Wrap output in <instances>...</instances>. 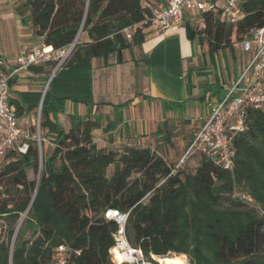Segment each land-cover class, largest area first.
Segmentation results:
<instances>
[{
    "label": "trees",
    "instance_id": "1",
    "mask_svg": "<svg viewBox=\"0 0 264 264\" xmlns=\"http://www.w3.org/2000/svg\"><path fill=\"white\" fill-rule=\"evenodd\" d=\"M159 8L147 0H26L21 10L34 36L47 46L59 49L78 37L63 67L67 69L93 59L121 65L129 56L134 58ZM242 9L245 17L237 24L228 23L221 11L190 12L184 19L193 46H208L209 64L215 66L218 54L227 57L224 51L230 50L233 62L228 70L235 74L234 81L247 64L244 55L237 56L235 43L243 52L244 37L264 27V0L246 1ZM141 63L148 65V58ZM236 64L238 71L233 69ZM203 66L195 69V77L206 76L205 81L193 79L194 70H187L188 100L209 96L211 105L219 103L229 89L214 71V81H209L211 73ZM30 70L40 72L43 67ZM68 100H44L41 141L36 135L23 138L26 153L13 147L0 162V264H51L61 244L69 248L68 264H114L110 251L117 225L104 218L108 209L130 212L128 240L146 257L184 255L190 264H264V109H247V129L234 137L235 167L226 170L204 154L196 155L197 164L187 158L180 164L193 130L180 147L181 158L168 163L172 137L178 125H190V119L165 121L152 142L133 145L129 138L120 153L112 145L99 147L95 142V130L107 134L117 128L115 121L104 124L101 114L74 113L65 129L59 117ZM12 101L17 116H23L25 108ZM186 102L166 103L164 109ZM31 171L36 178L30 179Z\"/></svg>",
    "mask_w": 264,
    "mask_h": 264
},
{
    "label": "crops",
    "instance_id": "2",
    "mask_svg": "<svg viewBox=\"0 0 264 264\" xmlns=\"http://www.w3.org/2000/svg\"><path fill=\"white\" fill-rule=\"evenodd\" d=\"M167 2L168 0H147L149 5L158 3L160 7L166 5ZM36 39L41 40L42 43V39L37 37ZM33 45H37V42L22 46L15 55L9 54L3 58L11 61L23 49ZM194 54L195 47L188 38L184 22L179 26L163 30L157 26L149 28L146 42L135 49L134 58L129 56L124 64L106 65L103 60L93 59L88 63L60 69L53 81L54 92L51 94L53 99H69L68 108L65 113L60 114V122L68 130L70 115L75 113L85 116L92 111L94 116L99 114L104 116V124L107 121L117 122V128L106 134L109 140L108 144L111 145L110 138L114 141L113 145L124 143L129 138L140 144L146 140L152 142L155 138L154 132L165 121L181 120L180 116L175 115L173 108L165 110L164 105L166 103H184L189 99L186 74ZM145 57L149 60L148 65L141 63V59ZM134 60L139 61V64L136 65ZM40 66L43 67L42 71H25L17 76L11 84V98L25 108L24 115L17 117L26 136H29V132L24 128L29 124L34 114L40 115L39 105L43 101L53 75L50 72L51 65L45 63ZM142 67H145L148 73L144 92L140 90L131 94L130 91H126L127 86L136 84V72ZM114 105L124 106L114 108ZM30 106L35 108L27 110ZM131 109L135 113L134 116L130 115ZM136 110L139 111L136 112ZM152 111L155 114L154 121L152 118L148 119L151 117ZM166 111H169V116L165 115ZM143 112L147 116L145 120L142 118ZM134 117L143 123V130L137 125L133 128L134 119L132 120V118ZM205 118H203L204 122L208 117ZM98 132L97 130L93 132L95 142L99 147H104L105 145H102L101 142L104 144L105 142L97 139ZM142 135L147 136L142 137Z\"/></svg>",
    "mask_w": 264,
    "mask_h": 264
},
{
    "label": "built area",
    "instance_id": "3",
    "mask_svg": "<svg viewBox=\"0 0 264 264\" xmlns=\"http://www.w3.org/2000/svg\"><path fill=\"white\" fill-rule=\"evenodd\" d=\"M249 0H168L167 4L156 9L151 17L154 24H161L163 29L179 26L184 22L187 13L201 15L210 11H221L223 18L230 24H237L245 17L242 3ZM126 36L131 33L126 30ZM77 39L65 47L55 49L43 42L23 49L13 60L0 58V162L6 152L16 147L26 153L27 143H22L24 131L17 117V107L11 98L13 80L31 67L45 63H55L56 71L64 67L71 56ZM247 56V64L240 77L232 83L226 97L215 104L201 128L195 132L192 143L186 152L185 159L194 154H204L226 170L235 167L234 137L246 131L245 113L249 107L264 109V27L252 30L242 43ZM54 76H51L50 81ZM49 81V83H50ZM49 85V84H48ZM43 101L39 105L41 112ZM38 140L40 137V115L36 123ZM184 160L180 162L182 164ZM178 165V167L180 166ZM177 167V168H178ZM176 173V169L172 174ZM249 203L252 200L244 196ZM130 212L122 213L108 209L104 218L113 221L117 229L113 234L114 245L110 258L114 264H161L158 256L146 257L140 248L133 247L127 235V223ZM77 254H80L78 251ZM121 256L122 261L117 260ZM69 248L61 244L56 247L51 264H68Z\"/></svg>",
    "mask_w": 264,
    "mask_h": 264
},
{
    "label": "rangeland",
    "instance_id": "4",
    "mask_svg": "<svg viewBox=\"0 0 264 264\" xmlns=\"http://www.w3.org/2000/svg\"><path fill=\"white\" fill-rule=\"evenodd\" d=\"M25 1L26 0H0V58H3L4 56H8L9 54L12 56L15 55V53L18 52L22 46L31 45L36 42L37 44H41L40 42L41 40L36 39V37L34 36L31 23L25 20L26 18L22 12L23 10L22 4ZM153 26H157L159 29L163 30L161 24H158V25L154 24ZM235 46H236L237 56L241 57L244 55L245 59L247 60L246 54L244 52H241L240 43L236 42ZM224 52H226L227 57H224L225 55H223L222 52L219 53L218 56L216 57V65L212 66L211 64H209L208 46L205 44L204 46L201 47L200 44H196L195 54L192 58L193 59L192 62L190 63V69L194 70L193 79L196 78L198 81L206 80V76L195 77V69H200L204 65L203 62L205 61L206 64L203 67H206L205 71H208L211 73V75L208 77L209 81L211 82L214 81V77H215L214 72H216L215 75L219 77L221 84L225 88L229 89L232 83L234 82L233 78L235 76V74H233V72L230 71V68L228 70V67L229 66L231 67L233 58H232V54L230 53V50L229 51L226 50ZM238 68L239 66L237 64L233 66V69L235 71H238ZM50 72L51 74L54 73V76L52 80L50 81L48 88L46 89V92L44 94V98H43V102L45 100L47 103L51 99H53L51 98V94L54 92L53 81L55 77L57 76V74H59L60 70L56 71V67L52 65L50 68ZM147 75L148 73L145 67H142L140 70H137L136 76H135L137 80L136 84H132V85L130 84L129 86H127L126 91H130L131 94L137 91H140V90L141 92H144L143 90L146 87L145 81H146ZM207 97L208 98H204L202 100H188L186 104H184V106L173 109L176 116L178 117L180 116L181 119H190L191 124L190 125H187V124L180 125L179 124L178 127L176 126L178 129V134L172 137L174 144L170 146L171 149L168 152L169 154L166 155L168 163L171 164L175 160L177 161L179 158H181V155L183 154V152H181L182 153L181 154L179 153V150L181 149L180 147L183 145V142L184 143L186 142L192 130L197 132L201 128L204 122L203 118L205 117L207 118L208 114H210L211 112L210 111L212 108L211 106H214L215 104L218 103L217 101H213V105H211L212 100H210L209 96ZM68 106H69V103L66 104V109L68 108ZM137 111L139 110H136V112ZM168 112L169 111H166L165 115L169 116ZM130 115L132 116L135 115L132 109L130 111ZM150 116L151 117L150 118L148 117V119L151 120L152 118V120L154 121L153 117H155V114L153 111L150 114ZM146 117L147 116L145 115V112H143L142 118H144L145 120ZM38 118H39L38 114H34L29 124H27L25 126L26 128H24L26 129V131L29 132V135L31 136L33 135L38 136V131L36 130V123L38 121ZM132 120H133V123H132L133 128H135V126L137 125V127L143 130V123H140L136 119V117L132 118ZM97 131H99L97 134V139H101L105 142V144L102 142L101 144L105 146H110V144H108L109 140H108V136L106 135V133H104L103 130L101 129ZM41 135H44V132H41ZM136 143L139 144V142H134L133 145H135ZM111 145L112 147H114L115 150L120 151V153L122 152V146H123L122 142L120 144H114V145H113V142H111ZM157 152L160 154H164L162 153V150L160 148L157 149ZM196 155L198 154H194L193 156L188 157L187 158L188 162H191L192 164H197L198 158L200 157ZM185 156L186 154L184 152V155L182 156L181 161L185 160ZM112 173H113V167H111L109 170V176H111ZM29 177L30 179H34L36 178V175L35 173L31 171L29 172ZM136 177H139V176L138 175L133 176V178H136ZM147 201L148 199H146L145 202ZM25 216L26 215L24 214L22 216V219H24ZM184 257L187 258L186 264H190L188 257L187 256H184Z\"/></svg>",
    "mask_w": 264,
    "mask_h": 264
},
{
    "label": "bare ground",
    "instance_id": "5",
    "mask_svg": "<svg viewBox=\"0 0 264 264\" xmlns=\"http://www.w3.org/2000/svg\"><path fill=\"white\" fill-rule=\"evenodd\" d=\"M186 259L183 255L180 256H173V257H166V258H159L161 264H186ZM117 260L122 261V257L118 256Z\"/></svg>",
    "mask_w": 264,
    "mask_h": 264
}]
</instances>
